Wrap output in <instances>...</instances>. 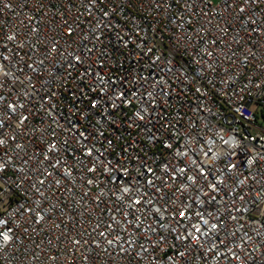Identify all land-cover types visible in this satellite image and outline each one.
Returning a JSON list of instances; mask_svg holds the SVG:
<instances>
[{
	"label": "built area",
	"instance_id": "built-area-1",
	"mask_svg": "<svg viewBox=\"0 0 264 264\" xmlns=\"http://www.w3.org/2000/svg\"><path fill=\"white\" fill-rule=\"evenodd\" d=\"M260 112L264 0H0V264H264Z\"/></svg>",
	"mask_w": 264,
	"mask_h": 264
},
{
	"label": "rangeland",
	"instance_id": "rangeland-1",
	"mask_svg": "<svg viewBox=\"0 0 264 264\" xmlns=\"http://www.w3.org/2000/svg\"><path fill=\"white\" fill-rule=\"evenodd\" d=\"M260 116H261V118H262V122H263V124H264V112H260Z\"/></svg>",
	"mask_w": 264,
	"mask_h": 264
},
{
	"label": "snow or ice",
	"instance_id": "snow-or-ice-1",
	"mask_svg": "<svg viewBox=\"0 0 264 264\" xmlns=\"http://www.w3.org/2000/svg\"><path fill=\"white\" fill-rule=\"evenodd\" d=\"M0 143H2V141H0ZM181 215L183 216V213H181ZM0 223H2V221H0Z\"/></svg>",
	"mask_w": 264,
	"mask_h": 264
}]
</instances>
